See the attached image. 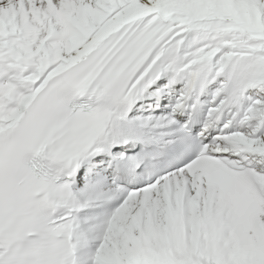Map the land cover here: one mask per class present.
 Masks as SVG:
<instances>
[{
	"label": "snow or ice",
	"instance_id": "snow-or-ice-1",
	"mask_svg": "<svg viewBox=\"0 0 264 264\" xmlns=\"http://www.w3.org/2000/svg\"><path fill=\"white\" fill-rule=\"evenodd\" d=\"M0 264H264V0H0Z\"/></svg>",
	"mask_w": 264,
	"mask_h": 264
}]
</instances>
